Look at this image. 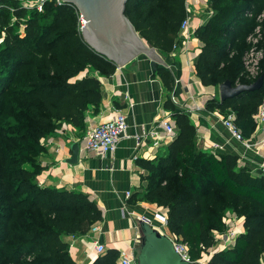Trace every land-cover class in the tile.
Returning a JSON list of instances; mask_svg holds the SVG:
<instances>
[{
  "label": "trees",
  "instance_id": "16d2710c",
  "mask_svg": "<svg viewBox=\"0 0 264 264\" xmlns=\"http://www.w3.org/2000/svg\"><path fill=\"white\" fill-rule=\"evenodd\" d=\"M209 2L214 14L196 31L204 43L198 75L206 85L255 82L243 54L255 47L248 39L264 27V0ZM126 14L147 44L170 54L188 11L186 0H129ZM258 46L264 51V41ZM115 69L85 41L74 5L48 1L39 12L19 1L0 2V264H78L63 237L89 232L102 210L87 194L41 185L38 158L46 151L45 138L63 123L85 127L89 106L97 112L102 103L99 75ZM260 70L259 90L224 102L212 99L208 106L234 114L244 138L258 124L264 56ZM158 74L173 91L172 72L160 67ZM166 107L174 110L178 134L166 155L144 163L150 173L143 199L167 211L170 233L188 245L193 260L263 264L264 175L255 176L236 155L205 151L189 115L171 99ZM236 201L249 203L238 217L244 231L234 247L215 251L231 228L229 210ZM118 257L111 249L93 264H118Z\"/></svg>",
  "mask_w": 264,
  "mask_h": 264
},
{
  "label": "crops",
  "instance_id": "0c3cea01",
  "mask_svg": "<svg viewBox=\"0 0 264 264\" xmlns=\"http://www.w3.org/2000/svg\"><path fill=\"white\" fill-rule=\"evenodd\" d=\"M186 6L191 36L185 37L181 32L174 50L170 54L162 53L168 64L166 68L174 77L173 91L168 90L158 74L159 68L164 66L140 55L125 66L116 65L109 76L99 75L102 103L97 112L93 105L89 106L84 128L63 123L44 140L46 151L38 158L42 167L39 183L87 194L102 210L103 218L95 225L99 226V231L63 237L78 264H93L100 255L94 249L95 241L106 245L105 252L115 249L120 255L121 251H126L139 262L144 243L140 217L150 216L158 209L143 199L148 186L146 177L150 173L144 163L166 155L178 134L174 110L166 107L169 99L176 110L189 115L197 129L199 145L205 151L236 155L240 164L255 176L264 175V147L258 144L259 123L255 132L246 138L248 144L235 138L223 122L230 113L226 115L218 108H208L212 99L221 102V84L206 85L197 72L196 62L204 43L196 36V31L208 23L214 10L209 0H186ZM119 113L126 115L128 129L117 149L106 157L89 151L85 139L88 130L116 118ZM166 122L175 127L174 133H168ZM76 142L80 143L79 158L76 163H70ZM216 144L223 148L214 149ZM236 220L237 237L244 227L243 219ZM227 233L215 251L235 246L236 237L229 239Z\"/></svg>",
  "mask_w": 264,
  "mask_h": 264
},
{
  "label": "water",
  "instance_id": "95a60500",
  "mask_svg": "<svg viewBox=\"0 0 264 264\" xmlns=\"http://www.w3.org/2000/svg\"><path fill=\"white\" fill-rule=\"evenodd\" d=\"M4 0H0L2 2ZM26 1V0H15ZM74 5L84 21L82 35L85 41L99 54L117 66H125L140 55L168 66L163 54L150 46L137 32L126 14L129 0H62ZM263 76L251 84L233 85L230 80L220 85L221 102L242 93L259 90ZM80 143H74L70 163L79 158ZM144 243L139 253L140 264H192L183 261L174 250L172 241L155 227L143 224Z\"/></svg>",
  "mask_w": 264,
  "mask_h": 264
},
{
  "label": "built area",
  "instance_id": "2783aa9c",
  "mask_svg": "<svg viewBox=\"0 0 264 264\" xmlns=\"http://www.w3.org/2000/svg\"><path fill=\"white\" fill-rule=\"evenodd\" d=\"M48 1L53 0H26L19 1L20 5L23 8L27 9H36L39 12H43L44 5ZM57 4H62V0H54ZM14 10L13 7H10ZM190 18L187 17L182 25L181 32L185 37H190L191 33L189 30ZM25 24H21V29H24ZM84 27V21L81 18V30ZM252 39V38H250ZM264 56V51L262 49H257L253 47L249 51L246 52L244 57V65L245 70L249 77L255 79V81L260 78L261 70H260V61ZM256 121L259 123V128L261 132V138L258 141V144L264 147V98L259 107L257 114L255 115ZM224 125L228 128V130L232 133V135L240 141L247 143V139L242 136V134L238 131L235 123H234V114H229L224 119ZM165 126L167 128L168 133H174L175 127L166 122ZM128 129V123L126 121V115L124 113H119L116 118L103 122L97 125L94 128L88 130L86 139V148L89 151L97 153L103 157H106L113 153L121 141V139L126 135ZM215 148H223L221 145L216 144ZM216 153L215 151H213ZM129 196L131 193H127ZM237 217L233 216V218L229 217L230 227L232 228L228 235L229 239H235L238 234V230L236 228V220ZM140 222L142 224L149 225L151 227H155L160 230L164 235H166L173 243L174 250L180 255L181 259L186 262H190L192 264H208L207 259L203 260H193L189 251L188 245L182 239H176L172 234L166 233V229H168V216L167 212L161 209H156L149 215H143L140 217ZM92 232L99 231V226H94ZM94 249L98 254H102L106 251L107 247L105 244L95 241ZM118 264H139L136 257L126 251H121L119 255Z\"/></svg>",
  "mask_w": 264,
  "mask_h": 264
},
{
  "label": "rangeland",
  "instance_id": "374dc122",
  "mask_svg": "<svg viewBox=\"0 0 264 264\" xmlns=\"http://www.w3.org/2000/svg\"><path fill=\"white\" fill-rule=\"evenodd\" d=\"M264 27L261 25L258 30L256 31V34L255 36L253 37V39H248V41H251L252 45L253 46H258L259 43H261V41H264ZM259 47V46H258ZM246 55V52L245 54H243V60H244V57ZM249 203H239L238 201L236 202H233V208H231L229 210V212L231 213L230 214V217L233 218V216L235 217V215H237L236 217H240V213L242 212V210L244 209V207L246 205H248ZM168 233H170L169 229H166ZM229 233V231H227Z\"/></svg>",
  "mask_w": 264,
  "mask_h": 264
}]
</instances>
